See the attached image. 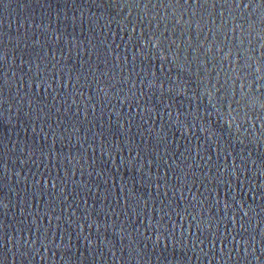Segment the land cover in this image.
I'll return each instance as SVG.
<instances>
[{"label": "water", "instance_id": "obj_1", "mask_svg": "<svg viewBox=\"0 0 264 264\" xmlns=\"http://www.w3.org/2000/svg\"><path fill=\"white\" fill-rule=\"evenodd\" d=\"M0 264H264V0H0Z\"/></svg>", "mask_w": 264, "mask_h": 264}]
</instances>
